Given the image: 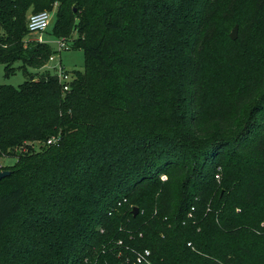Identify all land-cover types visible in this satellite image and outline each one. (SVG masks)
Returning a JSON list of instances; mask_svg holds the SVG:
<instances>
[{
  "label": "trees",
  "instance_id": "16d2710c",
  "mask_svg": "<svg viewBox=\"0 0 264 264\" xmlns=\"http://www.w3.org/2000/svg\"><path fill=\"white\" fill-rule=\"evenodd\" d=\"M249 3L0 0L6 75L57 52L29 40L45 9L87 56L67 90L50 72L0 86V161L15 159L0 165V264H133L145 249L151 264H264V0ZM219 20L240 31L206 86Z\"/></svg>",
  "mask_w": 264,
  "mask_h": 264
},
{
  "label": "rangeland",
  "instance_id": "374dc122",
  "mask_svg": "<svg viewBox=\"0 0 264 264\" xmlns=\"http://www.w3.org/2000/svg\"><path fill=\"white\" fill-rule=\"evenodd\" d=\"M244 2L245 7L243 8L244 14L246 15L249 8L250 3L249 0H242ZM56 19V14H53V19L51 21V25L47 29V31L43 32L42 34H33V37H37L42 35L43 41L51 44L57 52L54 53V59L53 60H47L39 62L37 65L42 64L40 67L30 66L27 65L26 68L22 67L23 62L21 60H18L13 65V72L6 75L5 65L0 63V86L2 84H10L15 87H18L21 83H23L28 77L38 78L40 75L50 72V73H58V69L61 65L64 67L66 71H68L72 76L76 71L83 72L85 70L86 66V52L83 48H62L59 50V38L54 34L53 32V24ZM219 29L221 31V34L219 35V42H216L213 45H210L209 52L207 54V58L204 59V61L201 62V76L204 79V83L207 86L209 83L214 84L216 82H219L221 78L224 76V70L225 68L221 65V62H219V53L220 47L226 43L225 36L227 35V40L229 39L231 41L230 33L234 29V26L232 24H229L228 22H224L219 20ZM240 27L238 26V35H239ZM211 53L213 55H211ZM250 59V57L246 58V62ZM241 74L239 78H241ZM214 86L219 87L218 84H215ZM200 94H202L204 91H207L209 89H196ZM263 118L259 120L258 122L261 124L263 122ZM261 126V125H260ZM15 162V159L6 157L3 158L0 161V165H6ZM88 259L85 260L87 262Z\"/></svg>",
  "mask_w": 264,
  "mask_h": 264
},
{
  "label": "built area",
  "instance_id": "2783aa9c",
  "mask_svg": "<svg viewBox=\"0 0 264 264\" xmlns=\"http://www.w3.org/2000/svg\"><path fill=\"white\" fill-rule=\"evenodd\" d=\"M53 12L51 10L45 9L39 12L31 13L28 16V29H29V40L30 41H38V42H45L43 41L42 35L33 37V34H42L45 32L49 26L51 25V21L53 19ZM47 43V42H45ZM59 50L62 48H69V44L65 40H59ZM54 56L50 57V60H53ZM60 81L64 84V89H69V81L71 80V75L64 69V67L60 63V67L58 69V73ZM52 140H49V143ZM191 243H189L190 245ZM149 255L150 250L145 249L143 252L137 254L136 259L133 261V264H142L145 262H149ZM150 263V262H149Z\"/></svg>",
  "mask_w": 264,
  "mask_h": 264
},
{
  "label": "water",
  "instance_id": "95a60500",
  "mask_svg": "<svg viewBox=\"0 0 264 264\" xmlns=\"http://www.w3.org/2000/svg\"><path fill=\"white\" fill-rule=\"evenodd\" d=\"M230 37H231L233 40H235V39L238 37V25H236V26L234 27V29L232 30V32L230 33ZM11 172H12V171L9 170V169H2V170H0V179H2L3 177H6V176H8V175H10ZM139 212H140V208H139L138 206H134V207H133V215L136 216V215L139 214ZM142 264H151V263H149V262H145V263H142Z\"/></svg>",
  "mask_w": 264,
  "mask_h": 264
}]
</instances>
